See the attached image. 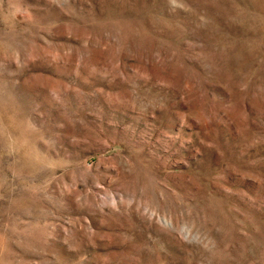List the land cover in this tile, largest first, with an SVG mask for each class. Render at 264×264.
<instances>
[{"label":"rangeland","instance_id":"1","mask_svg":"<svg viewBox=\"0 0 264 264\" xmlns=\"http://www.w3.org/2000/svg\"><path fill=\"white\" fill-rule=\"evenodd\" d=\"M0 264H264V0H0Z\"/></svg>","mask_w":264,"mask_h":264}]
</instances>
